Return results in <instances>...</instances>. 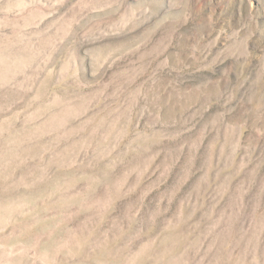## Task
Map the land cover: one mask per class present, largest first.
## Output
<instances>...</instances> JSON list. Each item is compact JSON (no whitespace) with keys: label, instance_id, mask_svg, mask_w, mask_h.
I'll return each mask as SVG.
<instances>
[{"label":"rangeland","instance_id":"rangeland-1","mask_svg":"<svg viewBox=\"0 0 264 264\" xmlns=\"http://www.w3.org/2000/svg\"><path fill=\"white\" fill-rule=\"evenodd\" d=\"M0 264H264V0H0Z\"/></svg>","mask_w":264,"mask_h":264}]
</instances>
